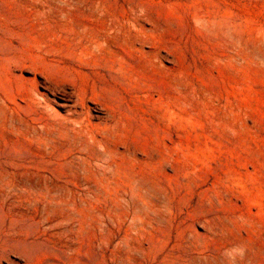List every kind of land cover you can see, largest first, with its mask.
I'll return each instance as SVG.
<instances>
[{
	"label": "rangeland",
	"instance_id": "rangeland-1",
	"mask_svg": "<svg viewBox=\"0 0 264 264\" xmlns=\"http://www.w3.org/2000/svg\"><path fill=\"white\" fill-rule=\"evenodd\" d=\"M0 264H264V0H0Z\"/></svg>",
	"mask_w": 264,
	"mask_h": 264
},
{
	"label": "bare ground",
	"instance_id": "bare-ground-1",
	"mask_svg": "<svg viewBox=\"0 0 264 264\" xmlns=\"http://www.w3.org/2000/svg\"><path fill=\"white\" fill-rule=\"evenodd\" d=\"M78 97V96H77ZM82 100V99H81ZM76 106V105H75Z\"/></svg>",
	"mask_w": 264,
	"mask_h": 264
}]
</instances>
